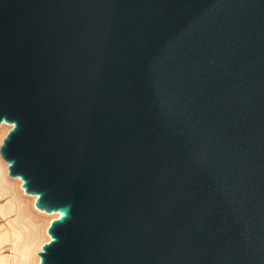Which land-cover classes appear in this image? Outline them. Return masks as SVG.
<instances>
[{
  "label": "water",
  "instance_id": "water-1",
  "mask_svg": "<svg viewBox=\"0 0 264 264\" xmlns=\"http://www.w3.org/2000/svg\"><path fill=\"white\" fill-rule=\"evenodd\" d=\"M2 124L39 264H264V0H0Z\"/></svg>",
  "mask_w": 264,
  "mask_h": 264
},
{
  "label": "bare ground",
  "instance_id": "bare-ground-1",
  "mask_svg": "<svg viewBox=\"0 0 264 264\" xmlns=\"http://www.w3.org/2000/svg\"><path fill=\"white\" fill-rule=\"evenodd\" d=\"M10 126H0V146ZM35 197L26 195L21 181L8 174V165L0 157V264H39L38 253L49 241L48 215L34 207Z\"/></svg>",
  "mask_w": 264,
  "mask_h": 264
}]
</instances>
